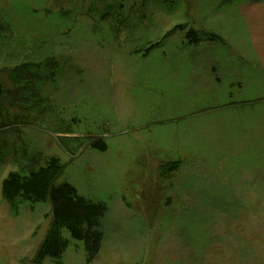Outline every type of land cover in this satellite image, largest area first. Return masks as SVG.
I'll list each match as a JSON object with an SVG mask.
<instances>
[{
  "label": "rangeland",
  "instance_id": "374dc122",
  "mask_svg": "<svg viewBox=\"0 0 264 264\" xmlns=\"http://www.w3.org/2000/svg\"><path fill=\"white\" fill-rule=\"evenodd\" d=\"M0 9L35 25H16L27 46L42 32L43 55L62 57L53 104L71 123V150V137L80 147L68 154L47 127L13 131L5 141L16 150L1 142L0 264H32L51 224L47 202L12 215L2 179L51 157L63 166L58 181L106 206L96 254L70 239L62 264H264V89L254 125L228 116L244 113L246 91L264 81L255 23L264 0H0ZM221 75L237 88L213 85ZM97 139L105 151L90 146Z\"/></svg>",
  "mask_w": 264,
  "mask_h": 264
},
{
  "label": "trees",
  "instance_id": "16d2710c",
  "mask_svg": "<svg viewBox=\"0 0 264 264\" xmlns=\"http://www.w3.org/2000/svg\"><path fill=\"white\" fill-rule=\"evenodd\" d=\"M169 2L172 0H158ZM23 17H14L9 11L0 9V144L1 152L12 147L16 141L7 142L13 131L18 134L21 127L41 129L47 127L57 134H62L59 141L66 152L72 155L80 149L79 139L71 137L74 148L69 145L66 136L73 133L70 121L67 122L57 112L53 104L52 91L57 92L56 78L60 71L67 68L60 66V54L43 55L44 42L39 41L42 32L36 35L34 47L26 45V40L16 32V25ZM32 28V23L22 22ZM37 33L38 29L25 28ZM36 28V27H35ZM14 32V34H13ZM186 38L195 43L194 32L187 31ZM28 37V36H27ZM13 42V44H12ZM153 45L146 49V53ZM22 55V63L9 67V60L17 61ZM49 86L51 94L44 91ZM15 110V112L13 111ZM10 141V140H9ZM91 147L105 151L106 143L97 139ZM4 157L0 156V159ZM22 163L29 157L25 153L15 155ZM63 166L59 158L51 157L47 162L29 171L14 170L8 172L1 183V196L7 203L12 215L17 216L22 203L33 209L37 202H47L51 211V224L33 258L32 264H43L49 260L62 264L63 254L70 239L83 241L86 250L95 255L102 239L101 220L106 211L103 202L79 194L71 183L58 181Z\"/></svg>",
  "mask_w": 264,
  "mask_h": 264
},
{
  "label": "crops",
  "instance_id": "0c3cea01",
  "mask_svg": "<svg viewBox=\"0 0 264 264\" xmlns=\"http://www.w3.org/2000/svg\"><path fill=\"white\" fill-rule=\"evenodd\" d=\"M264 21V20H263ZM263 21L260 22H255L256 24L259 25V27H261L264 23ZM254 27L251 25L250 29H253ZM235 65V64H234ZM245 68H248V66H246ZM241 73L243 74L242 76L245 79V83L250 82L248 87L253 85V76L251 75V77L249 76V72L246 71V69H242L241 68ZM225 76H229V75H225ZM192 78L197 79V80H204L203 78H201V74L199 73L197 76H195L194 74L191 75ZM224 80L223 76H218L217 80H215V82L213 83V85H225V86H231V83L229 82V85L226 83H222ZM253 86H257V89H250L249 91H246V109L244 111V113H237L236 111H231L229 113V118L230 121H232L233 127L235 126V120L237 118H244L245 119V124H246V129H248V126L253 123V125L255 124V120L256 118H258V113H257V108L260 105V98H261V94L263 93V89H264V81L261 82V85H253ZM247 89V86L245 84L244 86ZM245 89V90H246ZM230 93H232V91H230ZM252 93L254 94L252 96ZM256 97V99H255ZM256 116L255 120H253V116ZM231 124V127H232Z\"/></svg>",
  "mask_w": 264,
  "mask_h": 264
}]
</instances>
